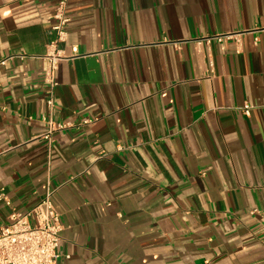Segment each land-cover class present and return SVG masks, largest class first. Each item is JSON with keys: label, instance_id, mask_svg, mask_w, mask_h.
<instances>
[{"label": "crops", "instance_id": "1", "mask_svg": "<svg viewBox=\"0 0 264 264\" xmlns=\"http://www.w3.org/2000/svg\"><path fill=\"white\" fill-rule=\"evenodd\" d=\"M57 3L0 0V59L43 55ZM69 15L86 55L59 63L54 109L43 59L0 66V229L50 187L56 264H264V0H69ZM45 117L70 123L51 150Z\"/></svg>", "mask_w": 264, "mask_h": 264}, {"label": "built area", "instance_id": "2", "mask_svg": "<svg viewBox=\"0 0 264 264\" xmlns=\"http://www.w3.org/2000/svg\"><path fill=\"white\" fill-rule=\"evenodd\" d=\"M53 24L51 31L53 38L48 42L46 52L43 55H29L26 52L12 53L0 59V66L14 59L40 58L46 62L45 82L47 88V106L50 110L55 106V92L59 85L57 69L61 61L82 57L86 54L80 52L76 45H66L68 39V24L71 21L69 15V0H58L52 14ZM264 30V28H263ZM241 32L222 33L207 37L222 41L225 38H235L240 41ZM242 109L249 114L251 106L245 104ZM48 127L43 137L49 142L51 150L53 134L70 126V123H60L45 117ZM90 119H84L81 124H87ZM2 152H0V155ZM54 191L47 188L41 200L31 209L24 213L13 210L7 223L0 229V264H56L60 257L59 245L63 230L61 214L53 203ZM0 200L7 206H11V199L0 188ZM256 212H259L256 210ZM264 244V238H263Z\"/></svg>", "mask_w": 264, "mask_h": 264}]
</instances>
